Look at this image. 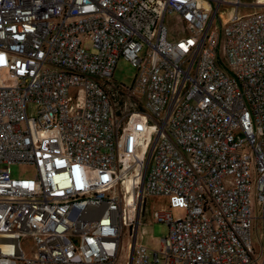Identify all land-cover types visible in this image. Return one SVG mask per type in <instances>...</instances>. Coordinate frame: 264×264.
I'll return each mask as SVG.
<instances>
[{
	"label": "built area",
	"instance_id": "2783aa9c",
	"mask_svg": "<svg viewBox=\"0 0 264 264\" xmlns=\"http://www.w3.org/2000/svg\"><path fill=\"white\" fill-rule=\"evenodd\" d=\"M222 4L0 0V264H264V9L214 26Z\"/></svg>",
	"mask_w": 264,
	"mask_h": 264
},
{
	"label": "rangeland",
	"instance_id": "374dc122",
	"mask_svg": "<svg viewBox=\"0 0 264 264\" xmlns=\"http://www.w3.org/2000/svg\"><path fill=\"white\" fill-rule=\"evenodd\" d=\"M241 4L239 5V11L240 13H249L253 10H259L264 9V4L256 5L254 4V1L256 0H240ZM232 4H222L219 9L218 15H216L213 25L219 26L221 25V22L223 21L221 17V13L223 9H226V7H230ZM234 11L232 12V14ZM173 15H171L172 17ZM169 28L173 29L175 27V24L172 22H168ZM136 73V70L134 67L131 66V64L124 58H120L117 61L115 71L113 74V77L115 80L119 82H123L126 84H129ZM31 109L29 108V111ZM148 154V153H147ZM145 165V164H144ZM11 170L12 175L14 177H33L36 173V169L31 164L26 163H14L11 164ZM168 198L166 196H151L146 199L145 203V215H144V221H145V228H146V234L144 235V242L150 246L155 245L156 239L161 238L167 230V226L160 222H154L152 219V213L154 209H160V208H168ZM172 213L174 217L177 216H183L184 210L183 209H172ZM252 240L255 246H258V238L257 233L253 229L252 231ZM22 247L23 249L29 254L32 251V245L33 241L30 236L25 237L22 239ZM128 252V251H127ZM126 255H124L122 260V264H127L130 260L129 252Z\"/></svg>",
	"mask_w": 264,
	"mask_h": 264
},
{
	"label": "bare ground",
	"instance_id": "6f19581e",
	"mask_svg": "<svg viewBox=\"0 0 264 264\" xmlns=\"http://www.w3.org/2000/svg\"><path fill=\"white\" fill-rule=\"evenodd\" d=\"M227 2H231L230 7H226V9H223L221 13V17L224 21H227L233 14L232 12L236 10L237 6L241 4L238 0H225ZM254 4L260 5L264 4V0H256L254 1ZM146 124H143L140 122L136 128H133L132 131L134 133L132 134L135 136L133 138L132 145L136 147V151L138 152V158H136V162H139V158L143 157V154L145 152V137H147V131H146ZM137 130V131H136ZM131 158V157H129ZM130 162V165L125 169L123 172L124 175L122 177L121 185L123 187L124 192L126 193V198L130 199L131 201L134 200V187L136 183L142 182L141 179V171H140V165L136 163H132V159Z\"/></svg>",
	"mask_w": 264,
	"mask_h": 264
}]
</instances>
